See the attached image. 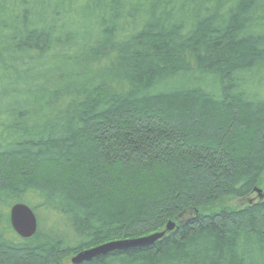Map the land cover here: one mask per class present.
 Here are the masks:
<instances>
[{"label":"trees","instance_id":"obj_1","mask_svg":"<svg viewBox=\"0 0 264 264\" xmlns=\"http://www.w3.org/2000/svg\"><path fill=\"white\" fill-rule=\"evenodd\" d=\"M263 172L264 0H0V264H264Z\"/></svg>","mask_w":264,"mask_h":264},{"label":"water","instance_id":"obj_2","mask_svg":"<svg viewBox=\"0 0 264 264\" xmlns=\"http://www.w3.org/2000/svg\"><path fill=\"white\" fill-rule=\"evenodd\" d=\"M255 192L260 197L261 190L255 188ZM8 221L13 232L20 238H30L37 229V220L33 210L24 203L16 202L8 209ZM174 222H167L164 231H157L151 234L131 238L107 241L97 246L83 249L70 259L71 263L77 264L89 261L95 257L108 254L112 251L126 250L135 247H143L152 244L164 235L165 231H170L174 227Z\"/></svg>","mask_w":264,"mask_h":264},{"label":"rangeland","instance_id":"obj_3","mask_svg":"<svg viewBox=\"0 0 264 264\" xmlns=\"http://www.w3.org/2000/svg\"><path fill=\"white\" fill-rule=\"evenodd\" d=\"M62 168V166H61ZM61 168L60 169H57V170H54L52 171L53 174H57L58 176H61L62 177V171H61ZM50 170V169H49ZM69 171V170H68ZM71 171V170H70ZM69 171V172H70ZM68 172V173H69ZM67 173V175H68ZM65 176H67L65 173H63ZM263 185H264V172H263V175H262V178H261V181L258 185V189L262 190L263 188ZM257 198H259L258 196V193L257 192H254L252 194H250L248 197H245V198H224L222 199L219 203H218V206H225V207H228V208H237V207H240L244 204H246L247 202H250V201H254L256 200ZM9 209V208H8ZM74 255H70L68 256V258L64 259L63 262L66 263V262H70V259L73 257Z\"/></svg>","mask_w":264,"mask_h":264}]
</instances>
